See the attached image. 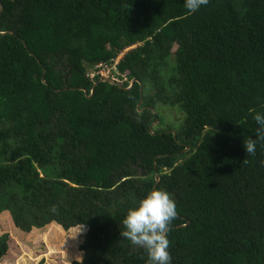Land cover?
Here are the masks:
<instances>
[{
    "label": "trees",
    "instance_id": "obj_1",
    "mask_svg": "<svg viewBox=\"0 0 264 264\" xmlns=\"http://www.w3.org/2000/svg\"><path fill=\"white\" fill-rule=\"evenodd\" d=\"M121 54L122 88L90 77ZM158 106L178 125L152 128ZM256 112L264 0H0V215L24 237L85 228L71 264H146L121 233L156 188L176 201L171 264H264ZM15 243L0 235V264Z\"/></svg>",
    "mask_w": 264,
    "mask_h": 264
},
{
    "label": "clouds",
    "instance_id": "obj_2",
    "mask_svg": "<svg viewBox=\"0 0 264 264\" xmlns=\"http://www.w3.org/2000/svg\"><path fill=\"white\" fill-rule=\"evenodd\" d=\"M208 2L209 0H184V7L189 14H193ZM253 119L258 127L255 139L248 138L244 141L247 155H254L257 142L264 141V113L256 112ZM177 214L172 194L162 188L153 189L127 211L121 235L146 251V264H171L168 234Z\"/></svg>",
    "mask_w": 264,
    "mask_h": 264
},
{
    "label": "rangeland",
    "instance_id": "obj_3",
    "mask_svg": "<svg viewBox=\"0 0 264 264\" xmlns=\"http://www.w3.org/2000/svg\"><path fill=\"white\" fill-rule=\"evenodd\" d=\"M123 55L121 54L118 57V62ZM100 74L105 79L109 75L106 70L101 71ZM157 111L160 114V121L153 123L152 128H155L161 121L164 123L165 128L178 125L173 117L174 113L172 112L174 111L171 108L166 109L165 106H158ZM176 117L178 120L182 118V114L177 111ZM85 230V228L79 227L65 232L59 225L50 224L41 232L24 237L22 232L16 231V226L9 213L4 212L0 215V235L8 233L11 240L16 241L10 252V262H13V264H50L51 258L59 254L65 261L64 264H71L72 259L81 256L79 246L86 234Z\"/></svg>",
    "mask_w": 264,
    "mask_h": 264
},
{
    "label": "built area",
    "instance_id": "obj_4",
    "mask_svg": "<svg viewBox=\"0 0 264 264\" xmlns=\"http://www.w3.org/2000/svg\"><path fill=\"white\" fill-rule=\"evenodd\" d=\"M117 66H118V61H116L115 64H109L108 66L100 64L97 67L99 68V70L97 71V68L96 70L94 69V71L91 72L90 77L94 79L96 78L97 75H99L101 77V80L103 81L112 82L113 84L117 86H123L128 81V75L127 73H120L118 71ZM104 70H106L109 73L106 79L104 76L100 74V72Z\"/></svg>",
    "mask_w": 264,
    "mask_h": 264
},
{
    "label": "water",
    "instance_id": "obj_5",
    "mask_svg": "<svg viewBox=\"0 0 264 264\" xmlns=\"http://www.w3.org/2000/svg\"><path fill=\"white\" fill-rule=\"evenodd\" d=\"M44 82L46 83L45 80H44ZM135 82H139V81H137V80H133V81L131 82V85H134ZM109 83H110V84H113L112 82H109ZM97 85H98V84H95L91 96L94 94V91H95V88L97 87ZM113 85H115V84H113ZM131 87H132V86H131ZM121 88H122V87H121ZM85 92L88 93L87 91H85ZM88 96H89V95H88ZM91 96H89V97H91ZM141 103H142V100L140 101V104H141ZM140 104H139V105H140ZM173 134L176 135V132L173 131ZM156 179H157V182H158V181L160 180V177L157 176Z\"/></svg>",
    "mask_w": 264,
    "mask_h": 264
}]
</instances>
